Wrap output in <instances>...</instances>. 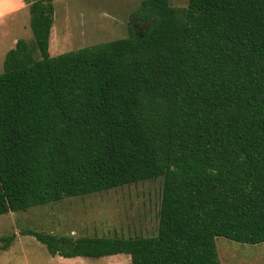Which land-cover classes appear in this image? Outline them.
Here are the masks:
<instances>
[{
    "label": "trees",
    "instance_id": "obj_1",
    "mask_svg": "<svg viewBox=\"0 0 264 264\" xmlns=\"http://www.w3.org/2000/svg\"><path fill=\"white\" fill-rule=\"evenodd\" d=\"M24 2L32 42L0 72V215L161 189L151 236L19 235L51 257L130 264H219L215 238L264 243V0H141V32L53 57L52 0Z\"/></svg>",
    "mask_w": 264,
    "mask_h": 264
},
{
    "label": "rangeland",
    "instance_id": "obj_2",
    "mask_svg": "<svg viewBox=\"0 0 264 264\" xmlns=\"http://www.w3.org/2000/svg\"><path fill=\"white\" fill-rule=\"evenodd\" d=\"M140 1L52 0L48 56L124 38L128 24L134 32H141L144 24L131 17ZM186 3L187 0H168L171 7H185ZM10 18L13 19H0V72L5 53L17 40L32 42L27 10ZM160 189L157 178L0 215V237L14 236L4 250L0 242V264H130L123 254L97 259L51 257L40 243L30 236H20L19 231L29 229L71 237L151 236L156 229ZM214 243L219 264H264V243L244 245L221 237L215 238Z\"/></svg>",
    "mask_w": 264,
    "mask_h": 264
},
{
    "label": "crops",
    "instance_id": "obj_3",
    "mask_svg": "<svg viewBox=\"0 0 264 264\" xmlns=\"http://www.w3.org/2000/svg\"><path fill=\"white\" fill-rule=\"evenodd\" d=\"M22 10H27L24 0H0V19L11 21L13 18L10 17L18 15Z\"/></svg>",
    "mask_w": 264,
    "mask_h": 264
},
{
    "label": "water",
    "instance_id": "obj_4",
    "mask_svg": "<svg viewBox=\"0 0 264 264\" xmlns=\"http://www.w3.org/2000/svg\"><path fill=\"white\" fill-rule=\"evenodd\" d=\"M32 1H38V0H32Z\"/></svg>",
    "mask_w": 264,
    "mask_h": 264
}]
</instances>
